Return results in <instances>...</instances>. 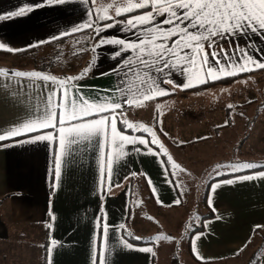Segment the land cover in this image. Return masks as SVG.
Segmentation results:
<instances>
[{
	"label": "crops",
	"instance_id": "crops-1",
	"mask_svg": "<svg viewBox=\"0 0 264 264\" xmlns=\"http://www.w3.org/2000/svg\"><path fill=\"white\" fill-rule=\"evenodd\" d=\"M107 2L109 0H96L93 5L65 0L64 3L53 2L39 6L41 0H0L2 17H9L20 8L32 9L23 16L0 20V43L5 46L0 50L7 51L10 47L18 50L12 52H19L70 42L81 45L74 54L79 55L78 64L81 67H90V71L83 79L74 83L91 97L102 96L106 90L114 92L122 73L113 69H118L119 63L128 53L114 59L118 46L97 45L101 38L134 40L135 36L132 32L120 31L119 27L109 28L99 36L91 29L71 33L74 25L82 24L88 19L86 10H98L101 4ZM146 11L148 10H137L127 15L144 14ZM109 14L114 20L103 21L101 26L124 19L123 16L115 17L112 10ZM65 30L69 34L63 35ZM54 35L60 38L52 40ZM41 41L44 43L37 46ZM253 42L257 51L252 52V55L258 60H264V37L254 34H249L248 37L238 35L220 40L219 44L225 48L231 44L234 48L237 44L246 46ZM205 48L210 51L207 46ZM81 67H71V72L64 71L56 76L63 78L79 75L82 71L77 72L76 69ZM0 69L5 68L0 66ZM256 77H264V69L241 73L235 80L236 84L243 81V78L254 82ZM172 79L177 84L184 82V78L178 74ZM36 84L42 86L40 81ZM164 87L171 89L172 85L165 84ZM201 87L207 88V84L186 90L176 88L173 93ZM36 92L37 89L29 80H24V87L20 88L16 83L4 84V78L0 77V132L8 131L28 114L36 103L31 99ZM169 96L157 97L147 102V106ZM135 109L137 112L134 113ZM126 115L131 122L137 123L141 120L139 117L142 113L139 108H129ZM120 127L118 121V128ZM124 132L140 135L129 129H124ZM25 140L26 137H17L15 140L0 141V264H43L47 242L46 264H49V260L51 264H91L92 239L97 217L102 214L101 208L105 209L107 222L113 226L109 232V244L112 248L111 255L108 256L109 264H157L156 245L131 242L124 235V229L119 226L127 225L136 236H142L140 220L144 192L147 193L149 202L157 209L180 206L182 202L173 204L175 199L181 198L172 171L166 170L167 166L162 167L160 163L161 160L167 159L166 156L148 155L142 145H128L127 158L116 168L115 180L121 186L101 196L97 188V157L91 150L78 153L77 158L64 166L61 178L54 186L56 145L50 142L16 143ZM151 147L157 149L156 145ZM133 148H140L141 151H133ZM261 171L264 169L227 176L211 183L220 185L214 193L210 185L208 197L212 199V207L206 203V208L212 211L215 209L214 216L206 219L204 229L195 232L189 241L192 252V239L195 235L203 233L197 241L198 251L203 259H198L193 252L192 257L200 261L233 258L252 242L256 237V226H264V177L259 176ZM133 172L137 173L135 177L130 175ZM243 175H253L255 178L237 181L231 185L221 183ZM149 178L163 201V206L157 203L156 196L148 184ZM168 181L174 183L170 184ZM150 235L151 233L146 234ZM121 236H125L137 248L152 247L155 255L122 248ZM53 240L57 242L55 246L51 243ZM260 264H264V255Z\"/></svg>",
	"mask_w": 264,
	"mask_h": 264
},
{
	"label": "snow or ice",
	"instance_id": "snow-or-ice-1",
	"mask_svg": "<svg viewBox=\"0 0 264 264\" xmlns=\"http://www.w3.org/2000/svg\"><path fill=\"white\" fill-rule=\"evenodd\" d=\"M53 2L64 3L65 0H41L39 6ZM76 2L96 4V0H76ZM144 9L148 10L144 14L127 15ZM31 10V8H20L9 17L0 16V20L23 16ZM110 10L114 11L115 17L123 16L124 19L101 26L103 21L114 20V17L109 14ZM86 11L88 19L82 24L74 25L71 29L72 34L91 29L99 36L109 28L119 27L120 31L132 32L135 36L134 40L101 38L97 45L118 46L114 59L128 53L119 63L118 69H113L122 73L120 83L114 92L106 90L102 96L91 97L74 83L83 79L90 71V67L85 68L79 75L63 78L41 71L0 69V77L4 78V84L16 83L23 88L24 80H29L37 89L36 95L31 98L36 103L21 121L14 124L8 131L0 132V141L26 137L25 141H16V143L50 142L55 144L57 153L54 156V186L61 178L62 168L77 158L78 153L88 150L97 157V188L101 196L121 186L115 180L116 168L127 158L128 145H142L144 152L148 155L167 156L166 160L160 161L162 167L167 166L166 170H182L179 165L170 163L172 157L167 155V149L153 127L143 122H131L127 118V110L146 107L147 102L157 97L171 95L176 88L186 90L237 77L241 73L264 69V60H258L252 55V52L257 51L253 46L254 42L246 46L237 44L234 48L231 44L228 48L219 44L220 40L238 35L248 37L249 34H254L264 37V0H109L106 4H101L98 10ZM67 34L69 33L65 30L63 35ZM58 38L60 37L54 35L51 39ZM40 43L44 41L38 42L37 46ZM205 46L210 51H207ZM4 48V44L0 43V49ZM6 50L18 51L10 47ZM177 74L184 78L183 83L177 84L172 79ZM37 81L42 82V86L36 84ZM165 84H171L172 88H165ZM227 107L232 109L235 106L229 104ZM161 108L162 105H156L157 115L154 117L156 127L162 124L159 119V116L163 114L160 111ZM118 121L122 125L120 128H118ZM124 129L140 133V135L125 134ZM32 133L37 134L30 135ZM164 135L168 134L164 133ZM151 145H156L157 149H153ZM132 150L141 151L140 148ZM222 167L236 173L264 168V165L249 162L217 165L216 175H221L219 169ZM171 174L175 175V173ZM130 175L135 177L137 173L133 172ZM259 176L264 177V171H261ZM128 178L125 177V179ZM254 178L253 175L235 176L221 183L231 185L237 181ZM148 184L153 195L156 196L157 203L163 206V201L157 195L150 178ZM219 186V184L211 185V191L214 193ZM137 203L139 204V201ZM180 203V199L173 201L174 205ZM207 203L209 207H212L210 196ZM213 211H215L214 208ZM101 213L97 217L92 239L91 264H109L108 256L112 252L109 232L113 226L107 222L105 209L101 208ZM119 227L124 229L125 226ZM260 227L264 226H256V228ZM202 235L203 233L195 235L191 241L192 252L198 259H203L197 247V241ZM127 236L131 237L132 234L127 233ZM132 238L141 239L140 237ZM171 240L170 236L157 235L151 239L150 243ZM51 243L55 246L57 242L53 240ZM120 243L124 249H135L155 255L152 247L137 248L125 236L120 237ZM253 264H257L255 256Z\"/></svg>",
	"mask_w": 264,
	"mask_h": 264
},
{
	"label": "rangeland",
	"instance_id": "rangeland-1",
	"mask_svg": "<svg viewBox=\"0 0 264 264\" xmlns=\"http://www.w3.org/2000/svg\"><path fill=\"white\" fill-rule=\"evenodd\" d=\"M80 46L71 42L52 44L40 49L36 61H17L15 56H0V66L15 71H37L41 58L45 60L43 58L48 57L54 62V67L46 59L44 67L47 70L44 73L57 75L70 71L71 67H81L79 55L74 54ZM50 67H53L52 71H49ZM85 68L87 66L76 71L83 72ZM235 79L231 77L209 83L207 88L173 93L155 104L139 108L142 113L139 122L153 127L167 149V155L172 157L170 163L182 169L170 171L175 173L172 176L178 185L180 206L157 209L149 202L147 193H143L142 236L151 233V238L157 235L172 237L171 241L153 243L158 254L157 264H248L260 245V233H264V229L233 258L201 263L189 252L190 233L200 224L201 215L208 211L205 198L209 195L211 183L244 172L232 173L222 167L219 169L221 175H216V166L264 163V77H256L254 82L243 78L245 82L239 84ZM157 104L162 105L160 127H156L154 119ZM229 104L235 107L229 109Z\"/></svg>",
	"mask_w": 264,
	"mask_h": 264
},
{
	"label": "trees",
	"instance_id": "trees-1",
	"mask_svg": "<svg viewBox=\"0 0 264 264\" xmlns=\"http://www.w3.org/2000/svg\"><path fill=\"white\" fill-rule=\"evenodd\" d=\"M40 51V49H27V50H24V51H19V52H9V51H4V50H0V56H3V57H9V56H15L17 58V61H22L24 59H31V61L34 59L35 60V57L39 54L38 52ZM48 58V57H47ZM47 58H43L45 60H42L41 58V65L36 67L37 71H41V72H44L47 70L45 66V61ZM49 60V65L53 66L54 67V62H52V60L50 59H47ZM36 61V60H35ZM53 67H50L49 68V71H52ZM7 70H10V71H15L13 69H7ZM122 127V125H121ZM261 165H264L261 164ZM260 169H264V168H256V169H251V170H248V171H253V170H260ZM248 171H244V172H241V173H245V172H248ZM236 174H240V173H236ZM205 202H207V196L205 198ZM214 216V213L213 211L208 208V211L203 213L201 215V222L199 225H197L193 231H191L190 233V239H191V236L195 233V232H198V231H201L204 229L205 227V220L210 218V217H213ZM262 231L261 228H257L256 231H255V234H259L260 232ZM127 233H131L132 236L129 237L127 236ZM124 235L133 243H136V244H149L150 241H151V236H141L139 240L137 239H133L132 237H138L136 236L130 229L129 227L126 225V227H124ZM260 238H261V242H260V245L259 247L252 253V256L250 257L249 259V262L248 264H253V258L254 256L257 257V264H260V260H261V257L264 255V233H260ZM189 239V241H190ZM47 246H48V242L46 243L45 245V249H44V254H43V264H46V255H47ZM190 254H192L191 252V249H190ZM193 255V254H192ZM198 260V259H196ZM220 261L222 259H219ZM219 260H211V261H199L201 263H209V262H217Z\"/></svg>",
	"mask_w": 264,
	"mask_h": 264
}]
</instances>
